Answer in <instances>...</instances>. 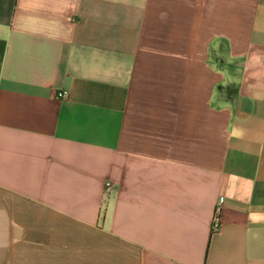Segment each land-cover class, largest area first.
Here are the masks:
<instances>
[{
	"label": "crops",
	"instance_id": "1",
	"mask_svg": "<svg viewBox=\"0 0 264 264\" xmlns=\"http://www.w3.org/2000/svg\"><path fill=\"white\" fill-rule=\"evenodd\" d=\"M0 264H264V0H0Z\"/></svg>",
	"mask_w": 264,
	"mask_h": 264
},
{
	"label": "trees",
	"instance_id": "2",
	"mask_svg": "<svg viewBox=\"0 0 264 264\" xmlns=\"http://www.w3.org/2000/svg\"><path fill=\"white\" fill-rule=\"evenodd\" d=\"M218 50L211 48L208 63L216 71L227 74L230 81L227 84H221L217 88V96L214 101V107L229 104L233 100L232 91L239 93L241 68H237V64H241V60H233L229 57V45L226 41H220Z\"/></svg>",
	"mask_w": 264,
	"mask_h": 264
},
{
	"label": "built area",
	"instance_id": "3",
	"mask_svg": "<svg viewBox=\"0 0 264 264\" xmlns=\"http://www.w3.org/2000/svg\"><path fill=\"white\" fill-rule=\"evenodd\" d=\"M56 96L60 99V100H66L69 97V92L68 91H60L57 92ZM106 188L107 189H111L112 188V183L110 181H108L106 183ZM222 203L223 200L221 199L218 203V206L216 208L215 211V216H214V220H213V230L217 231L220 229L221 227V223H222Z\"/></svg>",
	"mask_w": 264,
	"mask_h": 264
},
{
	"label": "rangeland",
	"instance_id": "4",
	"mask_svg": "<svg viewBox=\"0 0 264 264\" xmlns=\"http://www.w3.org/2000/svg\"><path fill=\"white\" fill-rule=\"evenodd\" d=\"M237 68H240L241 67V64H237L236 65ZM232 94H233V99L236 97V92L232 91Z\"/></svg>",
	"mask_w": 264,
	"mask_h": 264
}]
</instances>
